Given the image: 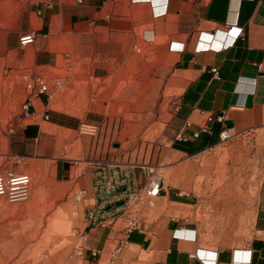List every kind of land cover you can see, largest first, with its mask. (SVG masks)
<instances>
[{
    "label": "rangeland",
    "instance_id": "obj_1",
    "mask_svg": "<svg viewBox=\"0 0 264 264\" xmlns=\"http://www.w3.org/2000/svg\"><path fill=\"white\" fill-rule=\"evenodd\" d=\"M93 3L96 13L84 0H0V174L31 178L26 202L0 198V264L95 263L86 248L95 174L130 181L133 206L156 208L158 197L145 193L153 179L173 187L182 85L171 46L143 38L144 10L114 14L112 23L109 7L100 12L109 0ZM27 32L36 40L22 47ZM36 96L48 120L22 114ZM33 124L41 134L25 141ZM240 152L229 161L243 167L248 186L258 181V161L250 141Z\"/></svg>",
    "mask_w": 264,
    "mask_h": 264
},
{
    "label": "crops",
    "instance_id": "obj_2",
    "mask_svg": "<svg viewBox=\"0 0 264 264\" xmlns=\"http://www.w3.org/2000/svg\"><path fill=\"white\" fill-rule=\"evenodd\" d=\"M93 4L84 0L85 11L96 13ZM106 7L112 23L114 14L144 10L137 22L147 28L143 38L173 45L182 93L169 156L179 163L156 208L134 206L139 223L131 232L123 212L130 181L118 184L107 205L92 183L87 192L103 220L86 235V248L98 253L93 264H264V0H109L100 12ZM46 112L44 96H36L30 116ZM40 134L33 124L23 139ZM244 141L259 166L258 181L248 186L243 167L229 161L235 151L242 156ZM214 174L216 182L198 180Z\"/></svg>",
    "mask_w": 264,
    "mask_h": 264
},
{
    "label": "built area",
    "instance_id": "obj_3",
    "mask_svg": "<svg viewBox=\"0 0 264 264\" xmlns=\"http://www.w3.org/2000/svg\"><path fill=\"white\" fill-rule=\"evenodd\" d=\"M36 36L34 32H27L20 36L19 44L22 47H28L35 43ZM173 50V45L171 46ZM212 72L217 75V69H212ZM47 91L46 86L41 84L40 94H44ZM22 114L25 117L30 116V103L26 102L22 108ZM48 120V117L45 118ZM229 138L227 133H224L222 136V141H226ZM116 175V174H115ZM115 175L113 177L107 178L102 177L101 174H98L96 180V187L98 189L99 196L105 205L109 200L114 196L118 182L115 180ZM31 189V178L27 174H16L14 172H6L0 174V198H4L10 204H18L26 202L30 197ZM163 192V184L161 179H153L150 185L146 188L145 193L148 198H157ZM133 197L134 195L128 193L127 201L123 206V212L126 213L127 221V231L131 232L136 230L139 223V211L134 210L133 206ZM104 208V207H103ZM89 220L95 223H101L100 219V208L93 210L89 213ZM104 225V222H103ZM93 257H97L98 253L91 251Z\"/></svg>",
    "mask_w": 264,
    "mask_h": 264
},
{
    "label": "bare ground",
    "instance_id": "obj_4",
    "mask_svg": "<svg viewBox=\"0 0 264 264\" xmlns=\"http://www.w3.org/2000/svg\"><path fill=\"white\" fill-rule=\"evenodd\" d=\"M214 43V42H213ZM204 44V43H203ZM207 45H209V44H207ZM210 46H211V44H210Z\"/></svg>",
    "mask_w": 264,
    "mask_h": 264
}]
</instances>
